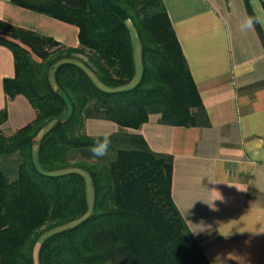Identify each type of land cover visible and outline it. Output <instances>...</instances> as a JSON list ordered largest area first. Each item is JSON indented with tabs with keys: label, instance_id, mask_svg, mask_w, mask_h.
Listing matches in <instances>:
<instances>
[{
	"label": "trees",
	"instance_id": "16d2710c",
	"mask_svg": "<svg viewBox=\"0 0 264 264\" xmlns=\"http://www.w3.org/2000/svg\"><path fill=\"white\" fill-rule=\"evenodd\" d=\"M10 1L76 26L79 47L0 21L14 39L0 37L15 71L4 92L26 97L36 114L10 136L0 131V264H210L172 200V156L125 130L152 114L185 127L206 117L163 1ZM127 21L141 46L134 85ZM88 118L120 128L102 157L90 149L105 135H87Z\"/></svg>",
	"mask_w": 264,
	"mask_h": 264
},
{
	"label": "crops",
	"instance_id": "0c3cea01",
	"mask_svg": "<svg viewBox=\"0 0 264 264\" xmlns=\"http://www.w3.org/2000/svg\"><path fill=\"white\" fill-rule=\"evenodd\" d=\"M162 1L206 117L185 127L164 124L152 114L139 129L125 130L142 135L152 151L172 156V200L210 264H264V27L241 29L249 16L244 0ZM263 2L250 0L252 11L264 15ZM0 21L52 37L67 48L79 47L76 26L10 0H0ZM131 37L134 85L142 62L137 34L131 32ZM75 56L96 79L85 65L87 58ZM14 72L13 54L0 43V111H7L0 131L5 133L36 115L23 95L6 97L4 80ZM50 80L53 84L52 73ZM84 129L89 136L120 130L98 118L86 119ZM219 194L223 201L216 199Z\"/></svg>",
	"mask_w": 264,
	"mask_h": 264
},
{
	"label": "clouds",
	"instance_id": "9594fccd",
	"mask_svg": "<svg viewBox=\"0 0 264 264\" xmlns=\"http://www.w3.org/2000/svg\"><path fill=\"white\" fill-rule=\"evenodd\" d=\"M256 25H260L261 27H264V15L257 13L254 8L253 15H249L245 17V19L243 20L241 24V29L244 31L251 30ZM110 144H111L110 137L108 135H105L102 139H97L94 142V145L91 147L90 151L92 152L94 156L102 157L107 154V149L110 146ZM240 190L246 191L243 189H240ZM216 199H220L223 201V197H221L220 194L218 195V198Z\"/></svg>",
	"mask_w": 264,
	"mask_h": 264
},
{
	"label": "rangeland",
	"instance_id": "374dc122",
	"mask_svg": "<svg viewBox=\"0 0 264 264\" xmlns=\"http://www.w3.org/2000/svg\"><path fill=\"white\" fill-rule=\"evenodd\" d=\"M127 23H128V26H129L130 29H131L132 34L135 35L136 31L134 30V28H133L131 22H130V21H127ZM3 34H4V35H3ZM3 34H2V35L5 36L8 40H14L13 38H11V37L9 36V34H5V33H3ZM84 131L86 132L85 129H84ZM1 134L4 135V136H10L12 133L1 132ZM85 176H86V178H88L86 174H85ZM86 181L89 182V179H86ZM89 205L91 206V203H89ZM48 234H50V232H49V233H46L45 235H43L42 238H41V240H43ZM41 240H40V241H41Z\"/></svg>",
	"mask_w": 264,
	"mask_h": 264
}]
</instances>
